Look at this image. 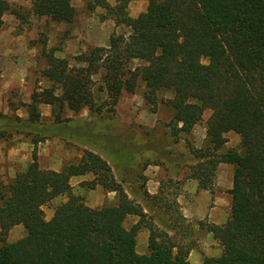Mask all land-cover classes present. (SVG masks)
<instances>
[{
  "label": "trees",
  "instance_id": "16d2710c",
  "mask_svg": "<svg viewBox=\"0 0 264 264\" xmlns=\"http://www.w3.org/2000/svg\"><path fill=\"white\" fill-rule=\"evenodd\" d=\"M72 1L30 0L31 12L70 24L75 15ZM144 1L146 10L133 19L126 13L128 0H118L114 6L106 0H88L89 12L102 8L101 19L128 27L129 35H117L108 47L78 55L75 59L84 67L69 68L66 60L49 51L42 76L50 86L32 92L25 119L15 114L17 107L0 112V139L27 137L34 131L37 138L32 143L37 145L40 135H58L54 128L44 134L37 128L40 105L51 107L54 126L68 121L65 128L86 133L89 124L63 120L61 114L68 110L76 115L85 108L100 112L92 80L98 74L96 91L105 92L110 105L122 92L132 94L138 79L151 95L170 90L173 137L188 134L210 111L209 145L194 151L199 162L189 167L197 189L212 193L217 167L233 166L228 217L220 225H207L221 254L204 257L200 264H264V0ZM8 13L17 15L18 10L0 0V26ZM134 62L140 65L133 66ZM229 132L239 136L241 151L219 153ZM87 174L93 179L80 186L115 193V205L90 208L73 192L70 179ZM59 198L63 200L46 220L43 207ZM130 216L137 222L126 229ZM152 220L97 154L83 150L75 163L56 172L41 169L33 150L24 171L10 182L0 180V264H191L187 258L193 247L180 245L174 234ZM17 225L25 235L7 243L8 232ZM142 229L148 238L147 253L141 255L136 236Z\"/></svg>",
  "mask_w": 264,
  "mask_h": 264
},
{
  "label": "rangeland",
  "instance_id": "374dc122",
  "mask_svg": "<svg viewBox=\"0 0 264 264\" xmlns=\"http://www.w3.org/2000/svg\"><path fill=\"white\" fill-rule=\"evenodd\" d=\"M129 33L125 34V37ZM88 51L86 50V52ZM202 63L206 64L207 60L202 59ZM137 65H140V62L133 63V66ZM84 66L83 63L68 62L69 68ZM46 67L47 62L40 64L37 68L40 74L28 86L24 84L9 90L5 95L8 107L15 108L24 104L22 101L29 102L32 92L50 86L42 76V72ZM92 80L94 82V95L99 98L96 106L100 108V112H90L85 108L76 115L68 110L61 114L63 120L83 121L89 124L90 130L87 131L88 133H83L74 128H65V125L69 123L68 121L54 126L50 113V116H41V125L37 128L43 130V134L54 128L57 133L59 132L58 135H40L42 139L37 145L32 143V140L37 138L34 131H30L32 133H29L27 137L14 135L6 140L0 139L3 150L9 149L19 141H24L29 143L32 153L33 150L37 152V146L44 143V145L48 144V146L55 149L56 154L60 153L59 157L68 159H62L63 165L75 163L83 150L97 154L111 167L115 180L121 183L128 197L143 207L148 216L153 219L154 224L169 235L174 234L175 240L180 245L184 247L191 246L193 250H198L199 244L205 240V235L209 233L207 231L209 223L204 220L189 222L183 217L177 199L180 196L193 195L202 191L197 189L196 180L189 176V167L199 162L194 156V151L204 150L209 145L206 137V122L210 116V111L204 112L201 122L195 124L188 134L180 133L173 137L171 129L174 123L171 122L172 111L168 106V102L173 96L170 90L160 89L151 95L145 90L144 83L138 79L132 94L122 92L116 104L110 105V100L105 92L97 93L96 91L101 82L100 75L93 76ZM55 93L58 94L59 90H56ZM50 110L46 109L47 113ZM44 112V110H40L41 114ZM6 113H9V111H6ZM225 137L227 141L219 153L229 150L241 151L238 135L229 132ZM219 166L215 171L213 191L210 194L215 196L221 193L222 205L226 206L228 204L224 223L230 209V195L227 197L225 193L228 192V186H232L233 166L228 165L227 169L222 170L219 169L221 168ZM87 175L90 176L89 181H91L93 176L91 174ZM149 179H156L158 182L156 192L152 195L147 192V181ZM218 181L220 182L219 185L216 184ZM96 187L94 188L96 191L92 190L91 195H89L87 187H85V190L83 189V192L81 190L80 196L88 207L101 208L116 204L115 193H110L106 197L105 191L99 186ZM160 188L161 192L159 193ZM155 195L158 196L157 200L149 197ZM225 196L226 200H223ZM62 200L63 198L56 199V201L43 207L45 219L47 218L48 209L53 208ZM130 225H132V222L128 217L124 227L127 229ZM216 244L218 243L216 242ZM142 246L141 243L138 245V253L145 252Z\"/></svg>",
  "mask_w": 264,
  "mask_h": 264
},
{
  "label": "crops",
  "instance_id": "0c3cea01",
  "mask_svg": "<svg viewBox=\"0 0 264 264\" xmlns=\"http://www.w3.org/2000/svg\"><path fill=\"white\" fill-rule=\"evenodd\" d=\"M12 4L18 14H5L0 26V112H10L6 103L5 95L9 90L20 87L36 79L40 74L37 69L40 64L46 62V54L52 51L53 56L68 62H77L75 58L98 47H108L112 38L117 35H124L130 29L124 25H116L110 18L101 19L105 11L96 7L92 12L86 9L88 0H74L70 5L75 10V15L70 24L55 23L45 17H36L31 12L30 0H5ZM110 6H114L118 0H106ZM147 1L128 0L126 13L130 18H136L146 10ZM87 48V49H86ZM83 54V53H82ZM37 65H39L37 67ZM43 68V67H41ZM50 84V83H49ZM31 96V95H30ZM30 101V99H29ZM17 106L15 114L20 118L27 117L26 105L29 102ZM42 115L50 116L51 110L47 113L46 109H51L48 105H40ZM37 162L41 169L60 171L63 160L66 157H59L55 149L48 144L41 143L37 146ZM63 159V160H62ZM31 162V146L28 142L19 141L16 145L7 150H3L0 144V180L10 182L18 172L26 169ZM219 169H227L228 165L221 164ZM226 167V168H224ZM228 171V170H227ZM89 175L73 177L70 185L73 192L81 195L85 187L81 183L89 181ZM220 183L219 181L216 183ZM158 182L156 179L147 181V192L152 195L156 192ZM219 185V184H218ZM228 186V190L230 189ZM84 189V190H83ZM97 190V187L95 188ZM88 189L89 195L96 191ZM228 197V192L225 193ZM106 197L110 193L105 194ZM221 193L212 196L208 191H200L193 195L180 196L177 203L183 217L190 221H206L209 224L220 225L226 218L227 207L221 203ZM226 196L223 200H226ZM56 201V200H54ZM53 208L48 209L47 218L52 217ZM132 224L137 222V218L130 216ZM25 231L21 225L14 226L7 234L6 242L13 243L21 239ZM142 240L144 241L142 243ZM147 231L142 229L136 236V251L141 243L146 254ZM221 254L216 241L208 233L205 240L199 244L198 250H192L188 255L191 264H200L204 257H218Z\"/></svg>",
  "mask_w": 264,
  "mask_h": 264
}]
</instances>
